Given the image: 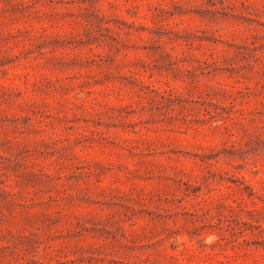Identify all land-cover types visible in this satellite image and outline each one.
Masks as SVG:
<instances>
[{"label":"rangeland","instance_id":"1","mask_svg":"<svg viewBox=\"0 0 264 264\" xmlns=\"http://www.w3.org/2000/svg\"><path fill=\"white\" fill-rule=\"evenodd\" d=\"M0 264H264V0H0Z\"/></svg>","mask_w":264,"mask_h":264}]
</instances>
